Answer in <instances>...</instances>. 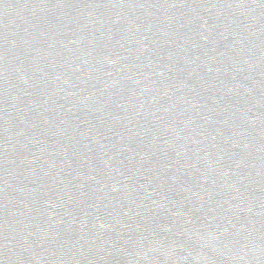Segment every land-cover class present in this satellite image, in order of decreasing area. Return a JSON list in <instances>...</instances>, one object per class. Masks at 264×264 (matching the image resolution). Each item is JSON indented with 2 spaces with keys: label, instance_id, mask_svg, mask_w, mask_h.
<instances>
[{
  "label": "water",
  "instance_id": "95a60500",
  "mask_svg": "<svg viewBox=\"0 0 264 264\" xmlns=\"http://www.w3.org/2000/svg\"><path fill=\"white\" fill-rule=\"evenodd\" d=\"M0 264H264V0H0Z\"/></svg>",
  "mask_w": 264,
  "mask_h": 264
}]
</instances>
